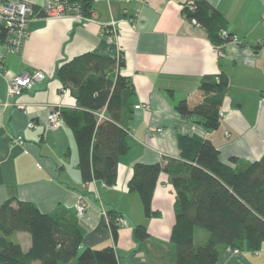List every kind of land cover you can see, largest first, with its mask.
<instances>
[{
	"label": "crops",
	"instance_id": "crops-1",
	"mask_svg": "<svg viewBox=\"0 0 264 264\" xmlns=\"http://www.w3.org/2000/svg\"><path fill=\"white\" fill-rule=\"evenodd\" d=\"M7 1L18 0L0 4ZM24 1L35 9L43 2ZM188 1L192 0H92L93 21L76 23L43 15L28 21L20 53L7 55L0 73V205L13 199L60 215L73 213L82 198L85 213L75 217L84 231L81 250L112 246L117 264H176L170 242L175 223L172 175L159 173L151 200L154 215L147 218L138 194L128 186L134 165L160 163L174 170L184 162L180 136L209 140L220 162L232 167L240 165L231 163L230 157L254 162L264 155V0H205L223 16V29L237 37L236 43L224 45L223 57L212 51L220 43H212L204 28L184 16ZM112 21L118 28L109 42L106 32ZM88 52L121 57L124 65L118 73L133 86L124 123L129 149L118 157L112 186L82 180L76 144L62 117L56 129L46 127L52 109L77 108L70 89L55 76L56 69ZM34 71L43 72L45 79L17 99L6 96V79ZM220 73L227 77V89L216 129L206 128L200 116L176 111L181 100L192 106L202 99L198 84L203 76ZM137 105L148 109H135ZM28 122L34 127H27ZM17 135L23 137L22 145L11 142L10 137ZM109 211L127 221L118 227L115 242L108 227ZM136 225L146 228L147 238L141 242L132 235ZM207 237L204 230L194 229L195 246ZM8 238L22 251L31 246L28 233L15 232ZM214 264H264V243L256 253L219 247Z\"/></svg>",
	"mask_w": 264,
	"mask_h": 264
},
{
	"label": "trees",
	"instance_id": "trees-1",
	"mask_svg": "<svg viewBox=\"0 0 264 264\" xmlns=\"http://www.w3.org/2000/svg\"><path fill=\"white\" fill-rule=\"evenodd\" d=\"M193 10L183 8L188 19L205 29L210 41L221 44L223 16L205 0H193ZM83 12L92 10V0H82ZM124 65L116 58L88 52L60 65L55 76L73 94L77 108L60 112L71 130L77 149V167L84 182L100 180L106 186L116 182L118 157L127 152L128 99L133 95L131 81L118 73ZM115 69V70H114ZM227 89L224 73L205 75L198 84L202 99L190 106L186 100L176 105L183 116L197 115L203 125L216 129L218 109ZM103 111V118L98 113ZM180 157L184 161L174 170L160 163L135 164L128 182L138 194L143 213L149 218L152 193L161 171L172 175L175 190V223L170 242L176 251V264H214L219 247L259 251L264 243V155L254 162L230 157L228 166L207 139L178 137ZM108 227L117 239L118 215L107 212ZM74 212L60 215L42 213L29 202L8 199L0 205V264H117L112 246L81 250L84 231ZM207 234L205 243L195 246L194 229ZM15 232L30 235L31 246L7 239ZM132 235L141 242L146 228L136 225Z\"/></svg>",
	"mask_w": 264,
	"mask_h": 264
},
{
	"label": "built area",
	"instance_id": "built-area-1",
	"mask_svg": "<svg viewBox=\"0 0 264 264\" xmlns=\"http://www.w3.org/2000/svg\"><path fill=\"white\" fill-rule=\"evenodd\" d=\"M82 0H43L42 5L35 9L30 2L24 0L7 1L0 4V73H3L4 59L7 55H15L20 53L24 41L28 37L27 24L28 21L36 16L43 15L45 18L61 19L69 18L76 23H85L93 21L95 15L91 10L88 15L83 12ZM195 4L192 1H188L184 4L183 8L193 10ZM191 24L197 25L194 19L189 20ZM118 26L116 22L112 21L109 24V28L106 32V38L111 42L112 37L116 35V29ZM107 29V28H106ZM220 38L222 43L214 46L212 51L218 57H223V47L228 43H236L237 37L228 33L226 30L220 31ZM261 45V44H260ZM263 45V44H262ZM119 56H117L118 58ZM45 79V75L41 71H34L31 73H21L13 75L6 79V96L10 99H17L25 91L33 88L37 83L42 82ZM63 93L66 90H62ZM264 101V98H263ZM8 105L7 102L4 106ZM147 110V105H137L135 109ZM223 116V112L219 111V118ZM103 118L102 114H99V119ZM61 114L59 109H52L46 116V127L49 129H56L61 125ZM27 127L33 128L34 124L28 122ZM158 131V130H157ZM151 134V132H149ZM227 136V133H226ZM12 143L22 145L24 143L21 135L11 136ZM86 205L82 198H79L74 205L75 216L80 218L85 213ZM117 226H125L127 221L123 217H117ZM234 253H238L239 250L234 249ZM257 251H254L256 253Z\"/></svg>",
	"mask_w": 264,
	"mask_h": 264
},
{
	"label": "rangeland",
	"instance_id": "rangeland-1",
	"mask_svg": "<svg viewBox=\"0 0 264 264\" xmlns=\"http://www.w3.org/2000/svg\"><path fill=\"white\" fill-rule=\"evenodd\" d=\"M218 113H219V112H218ZM7 239L11 240V238H7ZM72 264H75V260H73Z\"/></svg>",
	"mask_w": 264,
	"mask_h": 264
}]
</instances>
